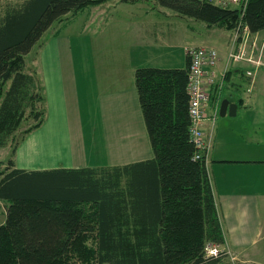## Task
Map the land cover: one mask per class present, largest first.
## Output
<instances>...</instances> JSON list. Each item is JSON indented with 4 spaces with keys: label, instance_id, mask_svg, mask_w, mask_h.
Masks as SVG:
<instances>
[{
    "label": "trees",
    "instance_id": "16d2710c",
    "mask_svg": "<svg viewBox=\"0 0 264 264\" xmlns=\"http://www.w3.org/2000/svg\"><path fill=\"white\" fill-rule=\"evenodd\" d=\"M112 0H22L0 4V264H217L207 243L223 234L203 152L189 131L182 69L140 67L134 85L153 152L150 160L119 167L25 171L14 168L19 143L45 117L43 84L25 57L66 15ZM135 2L139 0H119ZM153 7L232 31L239 11L207 0H147ZM242 23L264 31V0H249ZM222 88L211 89V104ZM33 119L15 140L21 124Z\"/></svg>",
    "mask_w": 264,
    "mask_h": 264
},
{
    "label": "crops",
    "instance_id": "0c3cea01",
    "mask_svg": "<svg viewBox=\"0 0 264 264\" xmlns=\"http://www.w3.org/2000/svg\"><path fill=\"white\" fill-rule=\"evenodd\" d=\"M197 22L147 0H112L66 15L36 50L33 67L43 84L45 117L17 146L14 168H103L150 160L135 69H182L188 47L220 39L215 70L228 69L217 114L227 99L236 104L238 119L227 121L226 113L225 123L216 118L203 126L211 143L207 170L226 251L217 264H264V69L238 61L229 67L232 31L226 39L218 32L223 29ZM209 105L208 115L214 104ZM100 146L107 160L94 164L89 155ZM8 155L0 147V162ZM4 220L5 208L0 225Z\"/></svg>",
    "mask_w": 264,
    "mask_h": 264
},
{
    "label": "built area",
    "instance_id": "2783aa9c",
    "mask_svg": "<svg viewBox=\"0 0 264 264\" xmlns=\"http://www.w3.org/2000/svg\"><path fill=\"white\" fill-rule=\"evenodd\" d=\"M209 3L224 9H236L239 11V21L232 30V46L229 50V58L234 61L244 60L254 64L257 68L264 67V31L250 33L243 25L242 16L249 0H207ZM263 35V38H262ZM241 38V39H240ZM251 40V41H249ZM249 41V42H246ZM260 43V46L258 45ZM189 59L186 91L188 95V116L191 141L196 148L193 159H199L203 152L204 162L208 163L209 141L206 139L203 126L206 120L214 123L217 116L218 105L213 106V112L208 115L207 108L210 103L211 89L222 88L223 75H216L218 52L209 46H191L186 49ZM251 76L250 71H246ZM226 251L212 243L205 246V257H218L225 255Z\"/></svg>",
    "mask_w": 264,
    "mask_h": 264
},
{
    "label": "rangeland",
    "instance_id": "374dc122",
    "mask_svg": "<svg viewBox=\"0 0 264 264\" xmlns=\"http://www.w3.org/2000/svg\"><path fill=\"white\" fill-rule=\"evenodd\" d=\"M20 1H22V0H0V4H5V3H16V2H20ZM195 21H197V20H195ZM70 23H73V22H70ZM69 23V24H70ZM197 23H201L200 25L202 26V27H204L205 26V24L203 23V22H201V21H198ZM52 25H54L52 28H49L47 31H46V33L42 36V38H41V40H40V42L39 43H41V42H43L44 41V39L50 34V31H52L54 28H56L57 27V25H58V22H55V23H53ZM51 25V26H52ZM71 25H73V24H71ZM196 26V25H195ZM75 27V26H74ZM214 29H217V28H215L214 27ZM222 31V33H223V35H224V37L226 38V39H229V37L231 36V33L229 32V31H227V30H220V31H218V32H221ZM198 32H196V28H195V34L194 35H196ZM192 35V34H191ZM222 35V36H223ZM262 38H263V35H262ZM241 39V38H240ZM249 41H251V40H249ZM249 41H246V42H249ZM221 41H220V39H218V41L217 42H210V43H205L203 46H210V47H213L214 49H216L218 46L217 45H219V44H221L220 43ZM198 44V43H197ZM258 45L260 46V43H258ZM39 48V46H34L33 48H32V50L26 55V57H25V65H26V69H28V70H36V69H34V58L36 57V50ZM218 52V51H217ZM219 55V54H218ZM227 61H228V65H229V67H230V65L234 62L235 63V61L233 60V59H231V58H229V51H228V54H227ZM218 62H219V56H218ZM238 62H246V61H244V60H238ZM247 63V62H246ZM218 64V63H217ZM250 65H251V67H253L254 69H264V67L262 66V67H256L254 64H251V63H249ZM216 67H217V65H216ZM227 67L224 69V71H222V72H220V73H218L217 71H216V75H223V77H224V80H225V78H226V74H227ZM251 72V71H250ZM224 84V83H223ZM224 91H226V87H225V89H224ZM208 111L207 112H210V105L208 104ZM226 117H228L227 118V121H229L228 119H238V118H236V116L234 115V116H226ZM216 118L218 119V120H221V119H223V121H224V119H225V116H220L219 115V113L217 114V116H216ZM216 120V119H215ZM209 121V120H208ZM34 123V120L33 119H28V120H26V121H24L22 124H21V126H20V128H19V130H18V132L16 133V135H15V140H19V138L21 137V135H22V132H23V130H25L26 128H28L30 125H32ZM210 123H211V121H210ZM215 123H216V121H215ZM224 123H225V121H224ZM226 123H228V122H226ZM211 124H213V123H211ZM233 125V124H232ZM227 126V125H226ZM226 129H227V127H226ZM227 131L229 132L230 131V126H229V129H227V130H225L224 132H226L227 133ZM208 140V139H207ZM15 143V141L13 140L12 142H10L9 144H8V146H6V148L9 150V152H10V148H11V146L13 145ZM210 145H211V143H210ZM209 151H210V147H209ZM90 156V159L92 160V163H94V164H104L105 163V160H107V152L106 151H104V149H102V147L100 146L99 147V149H98V151H97V153L96 152H93L92 153V155L90 154L89 155ZM8 157H9V155H8ZM7 157V158H8ZM4 208H5V203L2 201V200H0V218H1V213H2V211L4 210ZM222 258H224V256L222 257ZM225 259V258H224Z\"/></svg>",
    "mask_w": 264,
    "mask_h": 264
},
{
    "label": "water",
    "instance_id": "95a60500",
    "mask_svg": "<svg viewBox=\"0 0 264 264\" xmlns=\"http://www.w3.org/2000/svg\"><path fill=\"white\" fill-rule=\"evenodd\" d=\"M218 113L220 116H224L226 113L230 116H234L236 113V104L229 103L227 99H223L220 102Z\"/></svg>",
    "mask_w": 264,
    "mask_h": 264
}]
</instances>
